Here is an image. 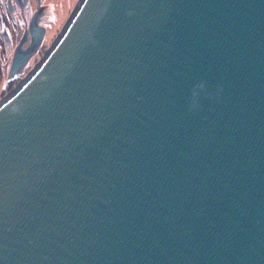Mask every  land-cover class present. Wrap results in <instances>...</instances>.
<instances>
[{
  "label": "water",
  "instance_id": "water-1",
  "mask_svg": "<svg viewBox=\"0 0 264 264\" xmlns=\"http://www.w3.org/2000/svg\"><path fill=\"white\" fill-rule=\"evenodd\" d=\"M41 13L0 93V264H264V0H70L21 77Z\"/></svg>",
  "mask_w": 264,
  "mask_h": 264
},
{
  "label": "rangeland",
  "instance_id": "rangeland-1",
  "mask_svg": "<svg viewBox=\"0 0 264 264\" xmlns=\"http://www.w3.org/2000/svg\"><path fill=\"white\" fill-rule=\"evenodd\" d=\"M69 2L70 0H0V36H3V41L0 39V93L8 75V65H11L19 35L23 34L33 13L42 10L39 19L44 33L26 64L30 63L28 66L30 70L26 75L38 64L41 56L53 42ZM7 39L5 43L4 40ZM21 74V77L26 76L25 72Z\"/></svg>",
  "mask_w": 264,
  "mask_h": 264
},
{
  "label": "flooded vegetation",
  "instance_id": "flooded-vegetation-1",
  "mask_svg": "<svg viewBox=\"0 0 264 264\" xmlns=\"http://www.w3.org/2000/svg\"><path fill=\"white\" fill-rule=\"evenodd\" d=\"M10 7V6H9ZM10 9H11V7H10ZM43 33H44V30H43ZM20 37H19V40H20V38H21V36H22V33L19 35ZM43 36V35H42ZM0 37H3V36H0ZM9 38V37H8ZM41 40V39H40ZM8 41V39L5 41V43ZM19 42V41H18ZM40 42V41H39ZM39 43H37L36 44V46H35V49H36V47H37V45H38ZM16 49V48H15ZM15 49H14V51H13V55H14V52H15ZM34 49V50H35ZM34 52V51H33ZM33 52L28 56V58H27V60L25 61V63L22 65V67L19 69V73H20V75H22L21 73H23V72H25V75H26V73L30 70L29 68H28V66H30V63H29V65H26L27 64V62H28V60L30 59V57L32 56V54H33ZM12 55V56H13ZM12 59H13V57H12ZM12 62V61H11ZM32 63H33V61H32ZM9 68H10V66L8 65V72H9Z\"/></svg>",
  "mask_w": 264,
  "mask_h": 264
},
{
  "label": "clouds",
  "instance_id": "clouds-1",
  "mask_svg": "<svg viewBox=\"0 0 264 264\" xmlns=\"http://www.w3.org/2000/svg\"><path fill=\"white\" fill-rule=\"evenodd\" d=\"M204 91H205V85L203 83H200L195 86L193 93H192V96H193L192 103L195 105V109L198 106L196 97L198 96V94L203 93Z\"/></svg>",
  "mask_w": 264,
  "mask_h": 264
},
{
  "label": "trees",
  "instance_id": "trees-1",
  "mask_svg": "<svg viewBox=\"0 0 264 264\" xmlns=\"http://www.w3.org/2000/svg\"><path fill=\"white\" fill-rule=\"evenodd\" d=\"M0 39H1V41H3L2 37H0ZM4 42H5V40H4Z\"/></svg>",
  "mask_w": 264,
  "mask_h": 264
}]
</instances>
